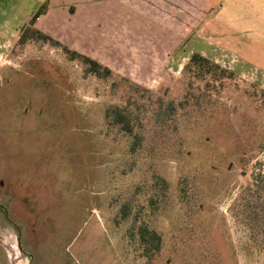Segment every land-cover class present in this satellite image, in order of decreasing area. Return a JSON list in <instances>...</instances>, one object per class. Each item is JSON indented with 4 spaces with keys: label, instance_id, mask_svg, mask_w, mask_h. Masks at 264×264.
Returning <instances> with one entry per match:
<instances>
[{
    "label": "rangeland",
    "instance_id": "obj_1",
    "mask_svg": "<svg viewBox=\"0 0 264 264\" xmlns=\"http://www.w3.org/2000/svg\"><path fill=\"white\" fill-rule=\"evenodd\" d=\"M103 1L55 2L35 22L111 70L98 77L60 46L19 43L35 4L0 0L5 264H264V191L252 186H264V68L226 48L225 30L204 35L202 0H113L109 19L108 4L91 6ZM195 51L227 76L190 84ZM128 98L160 108L158 123L140 118L136 149L104 119ZM143 224L161 236L151 257Z\"/></svg>",
    "mask_w": 264,
    "mask_h": 264
},
{
    "label": "trees",
    "instance_id": "obj_2",
    "mask_svg": "<svg viewBox=\"0 0 264 264\" xmlns=\"http://www.w3.org/2000/svg\"><path fill=\"white\" fill-rule=\"evenodd\" d=\"M47 7L48 0H39L35 3L27 20L19 26L18 42L22 44L31 40L50 42L53 45L60 46L70 59H77L82 62L86 70L95 76L110 75L111 70L99 63L96 59L71 49L67 44L54 39L51 35L43 32L36 26V19L46 12ZM228 73L229 71H227L225 67L197 51L190 54L182 67V74H188L190 84L195 81H204L209 85L211 82H218L222 77L227 76ZM135 100L137 102L135 105L130 103L129 98L126 102L120 100L110 103L104 112V119L106 122L112 125L118 132L133 138L132 149H136L138 147L137 144H139L141 139L145 136L144 130L140 129L142 128L140 118L145 116L143 113H149L150 116L153 117V120L158 123V111H160L158 105L156 108L146 111L144 104L140 103L141 101L137 99ZM156 103H158V100H156ZM131 106H134V109H132ZM252 186L257 190L264 191V186L261 187L257 185V181H254ZM126 210L125 204H122L119 210L122 217H126ZM136 235L145 256L151 257L154 252L160 250V234L149 228L146 224L137 226Z\"/></svg>",
    "mask_w": 264,
    "mask_h": 264
},
{
    "label": "crops",
    "instance_id": "obj_3",
    "mask_svg": "<svg viewBox=\"0 0 264 264\" xmlns=\"http://www.w3.org/2000/svg\"><path fill=\"white\" fill-rule=\"evenodd\" d=\"M38 1L33 0V3L35 4ZM67 1L48 0L46 12L49 7L57 4L55 2L65 5ZM175 1L178 2L180 0ZM181 1L183 2V0ZM193 1L184 0V3L189 5ZM132 2L148 4V0H124V3L128 5ZM112 3L114 4L113 0H105L102 3L94 2L91 6L97 8L99 7L98 5L104 6L108 4L106 5V15L103 14L102 16L109 19L114 13ZM202 3L204 5L203 19H207L203 24L204 35H211L212 29L223 35L222 32L225 30L226 34L234 36V41L226 45V48L240 54L242 57L240 59L243 62L249 65L252 64L254 67L264 68V0H202ZM109 4L111 7H109ZM76 5L78 4L76 3ZM87 6L89 5L87 4ZM92 11L98 16V10L94 11L91 9ZM100 12L102 14L101 7ZM224 21L226 22L224 23ZM227 21H230V23ZM0 264H5L2 252H0ZM29 264L32 263L30 262Z\"/></svg>",
    "mask_w": 264,
    "mask_h": 264
}]
</instances>
